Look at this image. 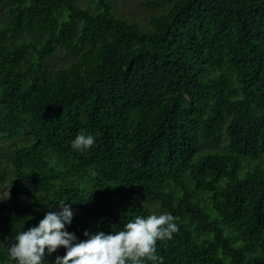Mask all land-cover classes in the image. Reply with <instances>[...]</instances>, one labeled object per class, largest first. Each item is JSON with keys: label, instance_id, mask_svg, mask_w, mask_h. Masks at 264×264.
<instances>
[{"label": "trees", "instance_id": "1", "mask_svg": "<svg viewBox=\"0 0 264 264\" xmlns=\"http://www.w3.org/2000/svg\"><path fill=\"white\" fill-rule=\"evenodd\" d=\"M116 2L0 0V264L65 199L79 240L168 212L162 264H264V0Z\"/></svg>", "mask_w": 264, "mask_h": 264}, {"label": "clouds", "instance_id": "2", "mask_svg": "<svg viewBox=\"0 0 264 264\" xmlns=\"http://www.w3.org/2000/svg\"><path fill=\"white\" fill-rule=\"evenodd\" d=\"M94 144L93 135L80 133L71 147L83 152ZM65 200L56 202L60 211H49L37 226L16 233L14 242L7 246L9 264H44L46 255L60 247L65 249V254L56 256L52 264H162L163 258L157 255V242L171 240L179 230L178 217L163 212L136 216L121 230L108 234L85 230L86 239L79 240L66 230L73 213Z\"/></svg>", "mask_w": 264, "mask_h": 264}, {"label": "rangeland", "instance_id": "3", "mask_svg": "<svg viewBox=\"0 0 264 264\" xmlns=\"http://www.w3.org/2000/svg\"><path fill=\"white\" fill-rule=\"evenodd\" d=\"M120 2H116L119 9H121L125 16L129 20H135L140 25H144L146 23V20L151 15V10L144 8L141 6V4L145 3L146 0H123V3H121V0H118ZM23 138L16 140L15 142L22 141ZM15 145L14 142L9 141L7 139H3L0 142V161L7 167L10 166L9 161L7 160V154L10 152V150ZM7 194L5 190V195ZM1 232V231H0ZM0 241H3L2 235H0Z\"/></svg>", "mask_w": 264, "mask_h": 264}]
</instances>
